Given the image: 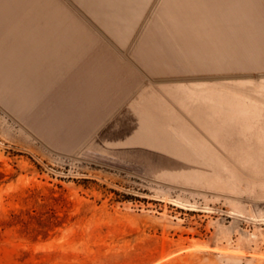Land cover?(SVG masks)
<instances>
[{"label":"rangeland","instance_id":"374dc122","mask_svg":"<svg viewBox=\"0 0 264 264\" xmlns=\"http://www.w3.org/2000/svg\"><path fill=\"white\" fill-rule=\"evenodd\" d=\"M261 1L0 0V264H264Z\"/></svg>","mask_w":264,"mask_h":264},{"label":"crops","instance_id":"0c3cea01","mask_svg":"<svg viewBox=\"0 0 264 264\" xmlns=\"http://www.w3.org/2000/svg\"><path fill=\"white\" fill-rule=\"evenodd\" d=\"M259 1L261 0H255L252 3L248 0H192L194 10L198 9L200 5L204 8V11L200 10L196 15L197 22L194 23V27H197V30H195L197 33L195 35L198 36V26L202 21V17L205 16L204 20L207 21L206 24L208 25L211 24V17L222 24H225L227 19L232 18L242 22L248 17L249 13H252L253 16L256 14ZM205 5L208 6L209 10H205Z\"/></svg>","mask_w":264,"mask_h":264}]
</instances>
